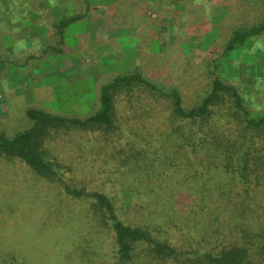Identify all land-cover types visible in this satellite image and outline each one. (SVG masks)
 <instances>
[{"label":"trees","instance_id":"1","mask_svg":"<svg viewBox=\"0 0 264 264\" xmlns=\"http://www.w3.org/2000/svg\"><path fill=\"white\" fill-rule=\"evenodd\" d=\"M19 1L25 11L24 21L37 13L31 21L43 22L48 27L45 42L27 40L34 48L28 56L37 58L38 63L49 56L65 53L68 50L67 27L97 15L98 10L112 11L114 8L115 15L105 17L106 21L129 27L126 33L134 27L133 40L138 46H134L137 53L129 70L109 74L106 79L103 76L95 83L92 114L79 117L27 108L29 127L11 136L0 131V186H36V190L39 187L44 195L49 192L55 198L64 199L58 203V206L61 203L59 209L66 200H83L79 208L84 213L86 229L81 235L90 237L91 233L100 236L104 233L109 236L112 241L107 253L113 258L110 264H264V109L251 110L246 96L216 73L217 59L226 58L247 41L262 39L264 0H117L109 6H95L90 0ZM67 1L72 5L71 13L52 16L48 12L51 10H44L46 6L56 8ZM222 5L227 14L214 23L210 11ZM41 14L46 15L45 20L41 19ZM215 26L219 32L216 42L196 49L198 61L203 59L201 68L205 65L201 70L205 76L203 89L195 93L193 102L185 104L186 85L182 89L172 85L173 82L165 85L156 82L169 63L164 58L153 57L144 42L158 39L167 44L170 38L179 43L192 34L202 38L203 33ZM207 57L210 59L204 61ZM197 81L193 79L190 87ZM139 91L146 94L140 98L153 97L164 102L166 107L153 112L146 108L143 115L129 116V120L141 122V134L148 133L150 128L146 124L153 121L155 125L151 129L162 134L156 149L163 151L168 147L170 151L161 161V170L156 176V181L164 180L166 186L158 183L157 188L123 186L133 198L147 191L161 202H156V212L141 216L142 223H131L118 214L114 196L107 190L88 186L87 177L94 178L87 175L89 172L80 170L84 165H98L94 160L84 164L93 154V149L86 146L94 143L95 138L105 145L115 142L112 144L114 161L128 163L120 152L123 142L119 141L124 138L123 130H127L121 126L122 117L117 115L115 103L124 94L125 98H131L132 93ZM137 100L138 97H132L127 103L136 106ZM166 120L169 124L165 130ZM75 136L79 137L80 146ZM69 137L74 139L71 140L75 145ZM65 142H71L79 163L66 164L58 158V152H52V145L54 148L56 144L66 146ZM133 149L128 146L124 150ZM125 169L126 177L134 171V168ZM20 170L28 175L25 180ZM43 184L48 186L41 189ZM46 207L48 211L52 209L50 204ZM48 215L58 218L56 212L51 214L50 211L45 217ZM170 227L182 238L171 242L159 236L169 235ZM92 241V237L87 238L85 246H90ZM8 255L11 260L0 258V264H29L25 255ZM98 255L95 245L86 263L96 264Z\"/></svg>","mask_w":264,"mask_h":264},{"label":"rangeland","instance_id":"2","mask_svg":"<svg viewBox=\"0 0 264 264\" xmlns=\"http://www.w3.org/2000/svg\"><path fill=\"white\" fill-rule=\"evenodd\" d=\"M19 3V0H0V61L3 59V62L0 63V131L4 130L10 136L17 131L29 127L31 124L30 119L26 115L27 108L43 109L51 113H66L55 111L54 108V110H50L53 107V102L51 101L41 104L37 100V97L34 98L37 89L33 87L37 82V77L32 72L36 71L38 61L35 60L37 58L32 59L28 56L34 48L29 46L27 40L30 41L34 38L31 37L29 39V36H32L31 29L23 26L25 23L23 20L25 11L21 9ZM100 5L98 4V6ZM71 7V5L68 7V9H71L70 11H72ZM45 9L46 11L51 10L48 12H51L52 16H59L66 10L62 6H56V8L46 6L44 7ZM210 12L214 23L227 14L226 7L223 5L211 9ZM26 13H31V11H26ZM36 14H33V19L36 18ZM45 16L41 14V19L45 20ZM108 23L113 28L116 26L111 21H108ZM38 26L40 29V25ZM38 26L35 25L36 28ZM44 27H47V25ZM132 29L135 28L130 27V32L134 34ZM217 30L218 28L215 26L203 33L202 38L198 37V39L196 37L197 34H192V36L182 38L179 43L174 42L173 39L170 40V38L166 40L167 44L158 39L144 42L147 51L153 57L164 58L169 63L162 73H160L161 77H158L156 82L163 85L172 84L173 82L172 85L180 86L182 89L186 85L187 89L185 90L187 93L183 97L185 104L193 102L195 93L199 89H203L201 85L203 86L204 84L205 76H203L201 70L204 69L205 65L201 68L200 64L202 65V63L200 62H203V59L201 58V61H198L196 49H204L209 44L216 42L215 40L219 35ZM262 36V39H256V41H247L246 44L232 50L226 58L222 57L216 61V73L221 78L234 84L241 94L246 96L247 106L251 110L256 111L264 109V34ZM46 39L45 36H41L37 41L43 43ZM128 42L130 41L128 40ZM125 50L127 57L129 55L134 57L137 53L133 45L125 47ZM65 53H71V51L68 50ZM210 57H207L204 61L210 59ZM52 58H54V55L47 57L39 63L44 62L45 65ZM194 58L196 59L195 61H193ZM132 63L133 60H130L126 64V68ZM113 71L118 70L113 69ZM107 73L103 74L106 75ZM193 79L198 81L195 86L190 87V82ZM144 93V91L132 93L131 98H139L134 103L137 107L130 106L127 103L131 98H125V94L119 97L115 103L117 115L122 117L121 126L127 130V132L123 130L124 138H120L119 141L123 142V146H132L134 148L129 151L124 150L127 147L121 146L120 152L123 154L124 161L127 160L128 163L122 160V162L114 161L115 152L112 146L115 145V142L112 143L113 145H105L99 143L98 138H95L94 143L86 146L88 149H93V154L88 156L89 160H84V164L94 160L93 163L96 162L101 166L84 165L83 170H80L89 172L88 176H93L94 180H90L91 177H87L88 186L94 189L107 190L110 195L114 196L118 214H122L131 223H142V215L147 216L149 212L150 215L153 211L156 212L155 205H157L158 197L155 194H148L147 191H144L143 194L133 198L131 194L129 195L126 192L127 189L125 190L123 186H155L157 188V183L159 186H166L164 180L157 182L156 176L161 170V161L165 159V156L169 155L170 151L168 147H165L163 151L156 149V146L157 148L159 147L157 143L158 137L160 138L162 134L160 133L161 131H153L151 129V126L155 125L153 121L152 124H146L150 128L148 133L141 134L142 130L140 128H143L140 124L141 122L129 120V116L133 117L136 114L143 115L147 111L146 108L152 112L154 109L159 111L165 109L166 105L161 100L152 99L153 97L140 98L141 96L146 97ZM126 99H128L127 102ZM93 112L94 110H90L88 113L92 114ZM83 114L78 113L75 115L85 117L82 116ZM167 124H169L168 120L165 121V130ZM156 127L159 128L158 125ZM84 137L88 139L90 136ZM69 138L72 144H74V141L71 140L73 138ZM74 139L79 144V137L75 136ZM71 142H65L68 149H65L64 143L61 145L56 144L55 148L54 145L51 146L52 152H58V158L61 161L67 162L66 164H75L80 161L76 157L74 149L70 144ZM68 144L72 148H69ZM58 147L63 148L60 150ZM132 151L134 152L132 153ZM199 154L202 155L203 153L199 152ZM125 168H128V170L134 168V171L129 172L128 177H126L124 176ZM77 171L79 172V169ZM20 173L21 178L25 180L28 175L22 170H20ZM104 176H108L107 179ZM109 176L117 179L113 180ZM134 178L136 180L132 181ZM5 186L7 185L0 186L1 259L9 261L11 258L8 254L20 253L23 256L25 255L24 259L29 264L34 262L35 264H88L86 260L92 256L94 246L96 245L97 255L99 254L95 259L96 264H110L113 261L111 254L107 253L112 240L106 234L102 233L100 236V234L91 233L90 237L93 238V241L90 246H85L86 239L90 237L81 235V232L86 229L83 223L85 219L84 213L79 208V205L84 202L83 200H75L74 202L66 200L59 209L64 199H60L59 196L55 198L56 196L53 193L48 194L49 192L44 195L41 193L42 191H39V187L36 190L34 188L36 186ZM43 186L48 185L43 184L41 189ZM59 202L61 203L58 206ZM159 203L161 204L158 201ZM48 204L52 207L49 211L46 207ZM146 204L148 205L147 207ZM50 211L51 214L56 212L58 218H55L54 215L45 217ZM168 232L169 235L161 232L162 234L159 236L168 238L170 241L175 238H182L172 227L169 228ZM102 236L103 239L101 238ZM76 251L78 254H76Z\"/></svg>","mask_w":264,"mask_h":264},{"label":"crops","instance_id":"3","mask_svg":"<svg viewBox=\"0 0 264 264\" xmlns=\"http://www.w3.org/2000/svg\"><path fill=\"white\" fill-rule=\"evenodd\" d=\"M116 1L99 0L95 2L91 0V4L109 6L115 4ZM69 5L71 3L67 1L58 6L66 9L63 11L67 14L71 13V9H68ZM98 11L97 15L88 16L67 27L65 41L71 53L55 55L50 62L45 63L46 66L44 62L38 63L36 71L32 72L37 77V82L33 87L37 89L34 98L37 97L41 104L53 102L50 110L63 111L67 115L78 113H85L82 116L88 115L90 110L95 109V83L100 81L102 76L106 79L109 74L127 71L131 67L130 64L126 68V64L133 60V57L130 55L127 57L125 47L132 45L134 47L138 44L133 40L134 34L130 31L126 33L128 28L117 25L113 28L106 21L108 19L105 17L115 15L114 8L112 11ZM32 19L25 21L23 25L31 29L32 36L29 38L47 37L48 28L44 25L42 28L40 25L42 23H40L38 24L41 27L39 29V26L31 21ZM35 25L38 27L36 28ZM113 69L118 71H113ZM106 72L108 73L104 75L103 73Z\"/></svg>","mask_w":264,"mask_h":264}]
</instances>
